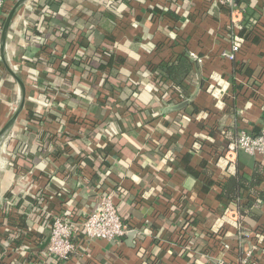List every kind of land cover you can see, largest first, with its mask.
Listing matches in <instances>:
<instances>
[{
	"label": "crops",
	"instance_id": "0c3cea01",
	"mask_svg": "<svg viewBox=\"0 0 264 264\" xmlns=\"http://www.w3.org/2000/svg\"><path fill=\"white\" fill-rule=\"evenodd\" d=\"M236 2L242 14L222 0H122L120 11L103 0H27L18 9L6 57L26 102L0 142V224L11 212L0 264L19 225L37 226L33 247L43 249L50 211L81 220L117 187L131 229L119 244L75 240L85 255L68 264H242L248 251V264H264V249L253 251L264 202L246 205L264 188V158L239 151L231 169L222 158L241 131L264 125V0ZM250 31L233 59L223 55ZM178 55L189 89L159 93L157 67ZM0 61L1 129L21 95ZM254 173L261 183L238 201L222 195L230 176ZM227 207L242 210L240 226L223 223Z\"/></svg>",
	"mask_w": 264,
	"mask_h": 264
},
{
	"label": "built area",
	"instance_id": "2783aa9c",
	"mask_svg": "<svg viewBox=\"0 0 264 264\" xmlns=\"http://www.w3.org/2000/svg\"><path fill=\"white\" fill-rule=\"evenodd\" d=\"M8 1L0 0V19H5L7 13L12 8L6 9ZM16 1H14V4ZM222 3L230 7L232 12L238 11L241 14L243 12L241 9H237L236 0H222ZM242 27L244 28L243 24ZM243 42H245L244 37L236 36L231 48L223 51V55L233 59L241 50ZM79 61L81 62V59ZM164 82V79L157 82L159 93ZM239 151L264 158V125L257 134L241 131L236 138L224 146L222 158L224 159V163L229 165V169L235 164L234 157ZM117 194L118 189L103 192L95 203L93 210L85 214L81 220H77L69 212L51 214L50 211L48 214L50 221L49 242L46 247L40 250H36L33 247L37 246L41 241L40 235L37 236V226H25L22 228L23 225H19V229L14 230L16 232L14 236L15 241L13 240V243H9L5 254L6 257L8 255L11 256L8 263L14 264L22 258V255H25L29 256V260L28 262H23V264H68L75 254L82 251L84 254L83 244L76 243L75 241L78 239L84 241L103 239L113 244H119L121 238L127 234L131 226L121 219L116 203ZM241 218L240 210L227 207L223 211V223L240 226ZM13 229L16 228L14 227ZM257 236L258 242L254 244L253 251L264 249V232L259 233ZM251 255L252 251H248L243 257L242 264H248Z\"/></svg>",
	"mask_w": 264,
	"mask_h": 264
},
{
	"label": "trees",
	"instance_id": "16d2710c",
	"mask_svg": "<svg viewBox=\"0 0 264 264\" xmlns=\"http://www.w3.org/2000/svg\"><path fill=\"white\" fill-rule=\"evenodd\" d=\"M51 2L56 3V4H61L64 2V0H51ZM14 4V1H8L6 4V9H9L12 7ZM103 4L105 6H111L115 7L118 11L122 10L121 8L123 7L124 3H122V0H103ZM56 12V11H55ZM55 12H51V15L54 14ZM60 12V11H59ZM4 24V19H0V30H2ZM253 31H250L246 33L243 37L246 41L248 39V36H250ZM186 59L183 55H178L175 56L173 59L169 61H163L161 62L156 70V75L161 76V78H165V82L162 86L163 92L166 91H173V90H178V89H189V85L186 83L184 76L190 71V66L189 69L186 68ZM2 65L0 61V66ZM1 73L2 70L0 69V81L1 79ZM26 77V76H23ZM166 93V92H165ZM163 93V94H165ZM49 106L50 108V103H47V107ZM107 147L105 146L104 148H100V150H104L105 154L107 153L106 151ZM262 181L261 174L259 173H254L251 177L250 176H243V175H237V176H230L227 180V182L224 185L222 195L232 201H238V197L240 195V189L244 188L247 190H252L255 185H259ZM118 192L121 189L117 187ZM120 189V190H119ZM253 199H249L248 203L246 204L247 207H251L256 200L259 199L260 202H264V188L262 190H253ZM242 210H240L241 212ZM11 212L6 213V212H1L2 216V221L0 224V241L1 239L6 237V230L8 224V219H10ZM264 231V230H263ZM37 236H39L37 234ZM39 238V237H37ZM157 258L156 256H149L147 260V264H156ZM1 262V259H0Z\"/></svg>",
	"mask_w": 264,
	"mask_h": 264
},
{
	"label": "water",
	"instance_id": "95a60500",
	"mask_svg": "<svg viewBox=\"0 0 264 264\" xmlns=\"http://www.w3.org/2000/svg\"><path fill=\"white\" fill-rule=\"evenodd\" d=\"M27 0H17L15 4L12 6V8L7 13L4 24L1 30L0 34V53H1V59L6 67L8 73L14 78V80L18 83L20 87V100L17 105L16 110L11 115V117L7 120V122L2 126L0 129V142L5 137V135L12 129L14 124L16 123L20 113L24 109L25 102H26V87L23 79L13 70V68L10 66L7 57H6V42H7V35L8 31L11 25V22L18 11V9L25 3Z\"/></svg>",
	"mask_w": 264,
	"mask_h": 264
}]
</instances>
